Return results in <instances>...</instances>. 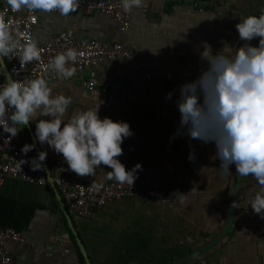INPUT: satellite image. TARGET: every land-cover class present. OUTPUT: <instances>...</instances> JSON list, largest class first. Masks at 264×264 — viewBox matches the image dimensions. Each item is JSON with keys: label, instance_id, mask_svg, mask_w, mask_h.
<instances>
[{"label": "crops", "instance_id": "crops-1", "mask_svg": "<svg viewBox=\"0 0 264 264\" xmlns=\"http://www.w3.org/2000/svg\"><path fill=\"white\" fill-rule=\"evenodd\" d=\"M261 9L264 0H144L141 8L130 12L123 33L111 17L97 11L68 17L37 13L32 31L37 42L64 30L85 39L120 41L134 49L133 58L105 60L83 72L85 77L117 82L121 88L130 86L131 92L87 91L72 77H57L49 86L53 95L72 99L65 122L75 111L97 104L101 119L127 122L133 135L124 139L123 155L117 159L127 170L137 163L142 166L135 182L174 188L184 199L176 196L166 205L149 195L124 196L95 209L86 219L73 217L63 204L69 225L55 186L6 177L0 181V227L23 234L22 241L8 243L14 264H85V258L89 264H172L218 235L226 219L235 165L229 166L232 174L222 175L213 143L174 136L180 121L175 101L179 87L194 80L206 64L199 59L203 44L216 53L224 44L243 43L235 24L243 16H258ZM250 43L256 46L258 39ZM147 73H169L170 81L159 87L145 79ZM169 92L172 98L167 100ZM34 133L35 121L20 130L18 145L34 141L39 152H47L45 161L62 157L46 143L39 144ZM190 146L194 161L188 159ZM108 171L101 165L95 176L81 179L105 181ZM256 183L252 176L240 177L228 229L217 243L182 264H264V219L247 205Z\"/></svg>", "mask_w": 264, "mask_h": 264}, {"label": "clouds", "instance_id": "clouds-1", "mask_svg": "<svg viewBox=\"0 0 264 264\" xmlns=\"http://www.w3.org/2000/svg\"><path fill=\"white\" fill-rule=\"evenodd\" d=\"M6 3L15 13L38 11L58 13L61 17L70 16L80 7L79 0H6ZM143 3L144 0H121L126 13L141 8ZM6 14L7 9L0 12V58L15 53L20 66L40 61L42 50L37 41L21 32L16 20H6ZM32 19L35 21V17ZM235 29L243 43L224 44L214 53L205 42L199 51L200 61L206 64L194 80L179 87L175 103L180 121L174 136L187 135L189 140L213 143L222 175L232 174L229 166L235 165L239 176L254 177L256 190L250 193L247 205L264 219V9L258 16H243ZM254 39H258L256 46L250 43ZM78 55L76 49L68 48L52 57L46 68L60 78H71L76 72ZM171 98L172 92L167 93L166 99ZM71 103L70 96L53 95L44 75L24 80L9 76L0 84V128L14 138L35 121L34 135L38 143H46L62 155L71 172L79 177H91L104 165L111 169L106 172L107 180L132 186L142 166L137 163L127 170L117 159L123 155L124 139L133 135L129 124L108 117L101 119L99 104L75 111L65 122ZM34 147V144H25L21 152L26 156ZM46 158L47 152L40 151L31 160L21 159L18 170L27 163L32 171H45L42 162ZM188 159L195 160L194 149L190 150ZM102 186L94 180L91 182L93 191H99ZM176 196L183 201V194L176 193Z\"/></svg>", "mask_w": 264, "mask_h": 264}, {"label": "built area", "instance_id": "built-area-1", "mask_svg": "<svg viewBox=\"0 0 264 264\" xmlns=\"http://www.w3.org/2000/svg\"><path fill=\"white\" fill-rule=\"evenodd\" d=\"M180 3L184 0H168ZM80 7L77 12L89 14L97 11L112 18L116 30L119 33L125 32L129 25L130 13L123 11L121 0H79ZM7 9L5 19H14L19 23L20 31L27 33L33 38V27L37 24V12L15 13L10 10L6 0H0V12ZM32 17H35L33 21ZM34 39V38H33ZM41 51V60L20 66L19 59L15 53L3 57V62L7 68L9 76L16 80L25 78H36L44 75L49 82L56 79L54 73L47 70L48 61L56 54L74 48L80 53L74 67L76 75L71 80H76L83 89L87 91H108L111 93L122 89L124 92H131L130 86H124L117 82H103L92 77L83 76V72L99 63L117 57L133 58L136 54L133 48L120 41L103 42L96 39L81 38L68 31H57L51 33L43 40L37 42ZM145 79L151 81L159 87H164L170 81V74L164 76H154L145 74ZM6 79L3 76L0 66V84ZM177 89L176 85L173 86ZM19 127V126H18ZM19 133L16 137L10 138L9 134L0 128V181L6 177L18 178L30 183L43 185L47 182L44 171H32L29 164L25 163L18 170L17 164L21 159L31 160L37 156L35 150L30 151L25 156L18 145ZM46 165L51 176L53 185L57 188L62 202L68 212L77 219H86L91 213L105 203L124 196L149 195L155 197L161 203L170 205L176 197L177 190L170 187H161L156 183H138L132 186L119 184L115 180L98 181L96 183L103 186L99 191L91 190V182H86L81 177L68 169L63 157L52 156L47 159ZM23 234L20 230L11 227H0V264H14L8 249V243L20 242Z\"/></svg>", "mask_w": 264, "mask_h": 264}, {"label": "water", "instance_id": "water-1", "mask_svg": "<svg viewBox=\"0 0 264 264\" xmlns=\"http://www.w3.org/2000/svg\"><path fill=\"white\" fill-rule=\"evenodd\" d=\"M0 66H1V71H2L5 79L7 80V78L9 77V73L7 71V68H6V66H5L2 58H0ZM32 143L34 144V141ZM35 152L38 155L39 151L37 150L36 147H35ZM42 163L46 166V169L44 171L46 180L51 185V187L53 189H55V187H54V185L52 183V180H51V176H50L49 171L47 169L46 162L44 161ZM240 177L241 176H239L238 174H236L235 181H234V184H233L232 193H231V198H230V201H229V206H228V210H227V214H226V219H225V222H224V224L222 226V229L218 233V235L212 241H210V243L202 246L201 248H199V249H197L195 251L189 252L188 254L180 257L178 260H176L172 264H182V263L186 262L187 260H189L191 257L196 256L200 252H203L204 250L209 249V247L213 246L215 243H217L220 240V238L223 236V234L228 229V227H229V225L231 223V219H232L233 211H234L233 204L236 201V197H237V193H238V189H239ZM57 199L59 201L60 209L62 210L63 214L65 215V218H66L67 222L70 225L71 222H70L69 215L66 213V210L63 208V203L60 201L59 195L57 196ZM85 264H89L86 258H85Z\"/></svg>", "mask_w": 264, "mask_h": 264}]
</instances>
